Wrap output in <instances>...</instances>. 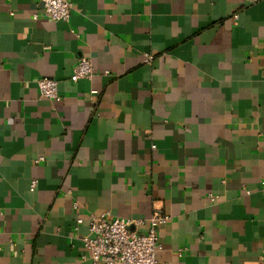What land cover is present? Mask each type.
Instances as JSON below:
<instances>
[{"label":"crops","instance_id":"crops-1","mask_svg":"<svg viewBox=\"0 0 264 264\" xmlns=\"http://www.w3.org/2000/svg\"><path fill=\"white\" fill-rule=\"evenodd\" d=\"M69 1L0 0V264H91L106 213L167 217L162 264H264V3Z\"/></svg>","mask_w":264,"mask_h":264},{"label":"built area","instance_id":"built-area-1","mask_svg":"<svg viewBox=\"0 0 264 264\" xmlns=\"http://www.w3.org/2000/svg\"><path fill=\"white\" fill-rule=\"evenodd\" d=\"M45 14L54 22H68L73 11L69 0H41ZM248 4L264 3V0H247ZM38 19V15L34 16ZM152 56H146L150 62ZM94 66L88 57H81L71 77L73 82L80 79H90L94 76ZM40 95L50 100L59 97L58 82L52 78L38 81ZM93 94L96 91L92 92ZM39 159L38 162L42 161ZM36 182L31 184V190ZM167 217L156 214L153 226L146 233L131 229L133 225L140 226L142 221H132L123 218H113L109 213L90 216L88 234L84 237V247L90 253L91 264H162L158 253L162 250L160 236L155 227L156 222L165 223ZM78 225L83 223L78 219Z\"/></svg>","mask_w":264,"mask_h":264}]
</instances>
